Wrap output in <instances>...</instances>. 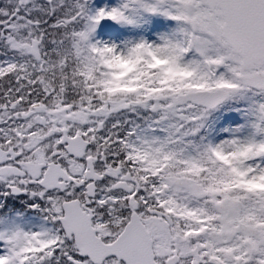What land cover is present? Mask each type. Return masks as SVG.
Listing matches in <instances>:
<instances>
[{
    "label": "snow or ice",
    "instance_id": "snow-or-ice-1",
    "mask_svg": "<svg viewBox=\"0 0 264 264\" xmlns=\"http://www.w3.org/2000/svg\"><path fill=\"white\" fill-rule=\"evenodd\" d=\"M0 264H264V0H0Z\"/></svg>",
    "mask_w": 264,
    "mask_h": 264
}]
</instances>
